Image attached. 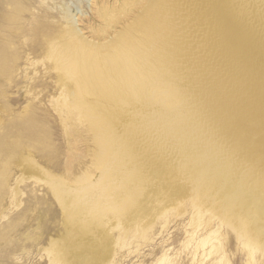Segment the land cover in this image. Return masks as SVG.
Masks as SVG:
<instances>
[{
  "label": "bare ground",
  "instance_id": "6f19581e",
  "mask_svg": "<svg viewBox=\"0 0 264 264\" xmlns=\"http://www.w3.org/2000/svg\"><path fill=\"white\" fill-rule=\"evenodd\" d=\"M240 1L241 3L245 2V6L246 3H250V1L246 2L247 0ZM254 3L264 7V0H253V4ZM123 4L126 5L125 3ZM146 5H148V3ZM101 6L102 5L99 6L100 9H102L105 5L102 7ZM249 6L250 5L247 4V7ZM123 7L124 6H122L121 9ZM59 8H61L60 10L63 11V14L60 15L62 18L60 19L67 20L70 12L67 11V8ZM209 8L210 7H207V2L204 0H155V3L151 5V7L141 10L144 12V15H142V21L139 22V25H137L140 26V32L138 34H134L132 32L133 30L131 31V29H129L130 27H124L125 30L122 27V30H124L123 33H117L107 41L105 38H102L101 42L88 39L87 37H81L77 31L69 29V24L62 26L60 30H56L54 27L51 36H43L39 40V49H34L36 50L37 54L35 59L31 58L29 54L26 53L27 51H25V53L21 51L17 53L11 52V55L6 54V56L1 55L7 51L5 50L4 44L0 45V81H12L14 76L12 75L11 71V62L15 57L18 59V57L21 56V59L23 54L25 57L23 60L24 67L22 69V79L28 83L27 87L32 88L33 85H36L35 79L37 78V72H34L32 76H29L27 72L36 65L40 66V68L44 71L43 77L46 79L53 78L52 75L54 74L55 79L52 82L53 86H51L53 89L50 86H47L45 83L47 87V96L45 101L47 102V106L43 105L44 103L40 105L43 107L46 106L45 109L47 111L50 109L52 112H54V114L57 116L58 122L62 126V133H64L66 138L70 136V132H73L75 135L72 137H76V135L80 136L83 133H85V135L87 133H92L93 143L95 146H93L95 148H93V153H90V159L87 160L88 164H82L81 162L77 163V166H79V174L76 175L74 167L68 163V158L65 162L66 164H62L60 161L62 158L59 149L56 147L54 151L48 149L45 152V150H39L38 148H35L31 145L18 148L15 142L6 143L5 145L7 147V152L3 153L0 150V218H7L6 211H10V208H19L21 205V199L19 198V195L23 194L20 186L23 184L25 185L29 181V184L33 185L32 187H46V189L52 193V196L58 202L62 211H60L61 214H68V217L70 215L71 224L73 225L79 222L81 225L80 227L86 231L85 235H88L89 241L92 240V236H90L88 233L94 235L96 232H98L97 235L99 236L100 234L102 237L107 234L112 235L111 243L124 246L127 243V240L125 241V239L129 233L125 229H121V226L119 227L120 218L118 215L124 212V209H122L119 204L123 199L126 197H131V195L134 193L132 188H128L127 192L124 194L125 196H121L117 194L118 190L116 189L119 187L120 189L125 188L126 182L128 180L133 181L137 175H141L140 168L142 169L141 166H143L141 163L146 160L144 159L146 156L145 151H154V153L156 151L157 153V150H154L155 148H158L156 145H162V148H164L163 150L166 149L168 151L171 148L174 149V146L179 147V149L182 151L185 150L184 148H186V150L189 149L190 154H181H187L189 161L194 165V159L196 158L195 152L203 149V147L206 146L208 148V153L213 157L212 152L214 151L215 141L219 142V144L226 142L227 147L220 150V158H218L217 162L219 163V168H222V165L225 164H228V167H230L229 181L226 182V186L223 189L222 185L219 186L220 180L223 177V172L221 173V171H216L217 169L213 165L214 162L211 163L208 175V178L212 176V178L216 179L214 185L215 191L221 189L219 195H217V192L213 193L214 207H218L220 205L224 190L229 189L238 181H240L243 190H246L252 186V184L255 182V179L258 177V174L263 173L257 170L255 166V168H250L248 174L244 175L243 178V172L245 171L246 166L244 168L240 167L241 169H236L237 166L239 167V164L235 167L236 163L234 162V156L237 149H242L241 143L243 139L237 133V125H235V128H232V125L230 126L229 121L232 119L228 121V118L229 116L231 117V115L229 114L228 116L226 114V116H222V114L218 112L220 102L223 104L224 99H226L223 97L225 90L220 88L221 91L220 89H217L219 90L217 91L216 89L212 88V82L214 81L210 80L213 77L212 75L215 74V76H220L221 73L216 75V73L220 72L219 69L217 70L218 72L208 71V62H210V60H208L207 51L211 50L207 49L209 46L207 45L209 41L207 39H209L211 35L213 38L212 32L215 33L216 29L214 26L216 22L212 15L214 16L215 14L216 16L218 14L214 13L216 11H214V8L212 10L213 13ZM61 11L59 13H61ZM109 11L112 10L109 9ZM122 12L125 14L124 10ZM259 12L257 14H259ZM110 13L111 12H109V14ZM246 14L244 13V15ZM117 16H119V14ZM201 16L206 18V21L204 22L206 27H203L200 22ZM72 17L73 16H71V18ZM106 17V19H108L109 16L106 15ZM245 17L246 16H244V18ZM219 20L220 18L218 21ZM254 25L256 24L254 23ZM218 28L219 27H217V29ZM222 34L223 32L219 31V34L217 32L216 37H221ZM210 44H212V42H210ZM238 45L239 44L236 46ZM214 46L209 48L212 49ZM248 50L249 48L247 47L246 51L248 52ZM222 54L225 57V53ZM215 61L217 62V60ZM234 62H232V65ZM236 62H238V60ZM210 66L212 69L211 71H214L212 67L215 66V64L212 66L210 63ZM255 69L253 68V70ZM255 72L254 83H257L258 85L253 91L250 92L249 95L251 97H249L246 101L239 102V108L234 107L235 111H237V113L240 115L238 125L242 127L243 131L251 130L255 122H258L264 118L262 111L264 105V84H260V76H258L259 72ZM210 73H214L211 75V78L209 75ZM227 77L229 78L230 74ZM242 77L244 76L242 75ZM222 78L217 79L223 80ZM237 80L238 79H235V81ZM248 81L251 80L248 79ZM227 82L228 81H226V83ZM217 84L219 83L217 82ZM220 84L219 86L222 85ZM27 87H24V89L26 88L24 96H31L29 99L30 103H32L31 101H36L37 97L34 98V94H31L30 89H27ZM3 91L5 92V89H3ZM229 93L230 92L228 91V94ZM232 95L235 96L234 94ZM222 97L224 99L221 101ZM239 100L240 98L237 101ZM26 101L28 102V100ZM225 101H227V99ZM33 105L34 104L26 103L23 111L21 110L22 112L17 114V118L19 116L21 117V120H17L16 118L15 124L12 126V128L20 132L23 127L32 126L34 121L35 123H38L41 120V117L38 119L33 117L34 111H36ZM241 105H243V107ZM26 114L29 115L26 116ZM216 124L219 126V131L217 132L215 139L211 143H207L206 136L203 137V132L206 129L208 130L210 127H212V125ZM50 130H48L47 139H49L51 136ZM7 135L9 136L10 134L7 133ZM79 138H77V141H79ZM136 138L143 141V146L145 147L139 153L136 151ZM6 141H8L7 138L3 143ZM73 141L72 142L75 145L76 141ZM65 143L67 144V141ZM72 145L73 144L68 142V145L66 146L70 147ZM82 147L83 146H81V148ZM16 148H18V154L22 152H28V154L30 153L34 156L35 152L41 156H46L49 163L52 164L51 166L56 165V167H53L57 170L60 169V172L53 173L52 169L51 172L48 168L49 165L43 168L41 167L42 164L40 166L36 161H30L26 162L25 165L23 164L24 166H20L23 169L26 165H28V168H26L24 171L28 172L29 175H22V173H19L20 169L17 170L16 173V168L19 166L21 160L25 161V154L19 159L15 160H13L14 158H12V156H9V154ZM44 148H47V145L44 146ZM151 148H153V150ZM78 149L79 148H77V150ZM138 149L139 148H137V150ZM86 151L87 150H85V152ZM172 151L170 152L172 153ZM179 152L180 151L176 153L179 154ZM41 153H44V155ZM87 153L88 152H86V154ZM149 153L153 155L151 152ZM178 154L175 156H178ZM23 157L24 159H21ZM157 158L155 156V159ZM176 158L177 157H175V159ZM32 159H35V157ZM159 159L157 161L160 162L161 160ZM183 159L185 158L182 157V160ZM157 161L155 162L157 163ZM179 161H177V163ZM14 163L16 164L13 166L14 173L12 174L11 167L8 171L5 166L8 164L11 166V164ZM80 165L83 166L81 167V170ZM145 166L148 167L147 164ZM145 166L143 167L145 168ZM164 166L165 164L163 167ZM195 168H197V166H195ZM188 169L187 172L189 171ZM144 173L148 174V171ZM260 183L261 185H259ZM116 184L118 185L116 186ZM263 184L264 178L256 185L258 188H260L263 187ZM4 192L5 195L3 194ZM201 193L202 192H200V194ZM201 195L203 196V194ZM6 198L9 200L5 207L3 205V201ZM198 204L196 201H194L192 204L193 213L190 217V222L192 225H194V228L192 233L188 234L189 242L192 241L194 243L193 261L197 260L198 258L199 260H202L205 256L212 254L220 257L218 262L223 261L225 264H235L237 260L230 254L226 255L217 229H206L200 235L197 234V228L201 226V219L203 218L202 210L199 209ZM260 204L261 203L258 205ZM84 210H87L88 213L83 215L79 214L81 217L78 216V213H83ZM243 214L244 216L242 223L237 227L238 231L242 234L241 238L239 239V251L242 253V256L238 258V261L240 264H264V208L252 206L251 203H247L243 206ZM254 215L260 220V222L255 226H253L250 221V218ZM16 217L21 219L22 215L19 213ZM112 220L114 222H112ZM9 228L16 229L17 227L9 225ZM9 228H6V233H8L10 230ZM149 228V225L143 226L141 231L142 239L146 240L147 236H149ZM98 229L102 231H99ZM115 229L116 234H113V230ZM123 235L124 238L122 237ZM4 237H7V235L0 232V239ZM3 241L4 240H2V242ZM91 242L92 244L98 243L99 239H93ZM92 247L94 248V246ZM114 250L115 249H113V251ZM39 256L40 259H46L47 264H63L62 256L55 248L46 250L41 255L39 254ZM83 259L85 260V258ZM160 260L161 261L159 264H162V262L168 259L164 254L163 258ZM17 261H21V259ZM111 262H113V260Z\"/></svg>",
  "mask_w": 264,
  "mask_h": 264
},
{
  "label": "rangeland",
  "instance_id": "374dc122",
  "mask_svg": "<svg viewBox=\"0 0 264 264\" xmlns=\"http://www.w3.org/2000/svg\"><path fill=\"white\" fill-rule=\"evenodd\" d=\"M139 1L138 0H131V1L129 0H0V45L4 44L5 50L7 51L1 55L6 56V54L11 55V52L17 53L21 51L25 53V51H27L26 53H28L31 58L35 59L37 54H36V50L34 49L37 50L39 49L38 42L41 39V37L51 36L54 27L56 30H60L62 26L66 24H69L68 25V27L70 26L69 29L77 31L81 35V37H87L88 39H93L99 42L102 41V38H105L107 41L117 33H123L125 28L127 27H130L129 29H131V31L133 30L132 32L134 34H138L140 32V26L137 25H139V22L142 21L143 18L142 15H144V12L141 10H145L146 8L151 7V5L155 3V0H147V1L139 0ZM204 1L207 2V7H210L209 9L212 13H213L212 11L213 8L214 11L216 10L214 13L216 14L218 13L216 16L215 14L214 16L212 15V17L215 18V22H216L214 28L218 31L215 30V33L212 32L213 38L211 35L210 36L211 39L210 38L207 39L209 40L207 44L209 46L207 47V49L212 51V52L207 51L208 60H210V62H208V65L210 66V63L212 66L215 64V66L212 67L214 71H211L212 70L211 66L210 67L208 66V71L218 72L217 70L219 69L220 72L216 73V75L221 73L220 76L219 75L215 76L214 73L209 74L210 78L213 76L212 79H210L214 81V82L210 81L213 83L212 88L216 90L220 88L224 89L225 96L223 95V97L226 98L228 101V102L225 101L226 99L222 97L221 101L223 99L224 101L223 104H221L220 102V107L218 109V112L221 113L222 116H226V114L228 116L229 114L231 115V117L229 116L228 121L232 119L234 122L230 120L232 122L229 121V124L230 126L232 125L231 126L232 128L233 127L235 128V125H237L236 127L237 133L243 139V140L241 139L242 149H237L235 152V156H234L235 159L234 162L236 163L235 167L238 164L239 167L237 166L238 168L236 167V169H241L246 166L245 171L243 172V178L244 175L248 174L249 169L255 168V166L257 170L261 171L264 174V118H262L258 122H255L251 130L243 131L242 127L238 125V122L240 120V115L234 109V107L239 108L240 106L239 102L246 101L249 97H251L249 95L250 92L257 87L258 84L254 83V74L256 73L255 71L259 72L258 76H260L259 77L260 84H264V52H263L264 7L260 6L257 3H254L255 4L254 5L253 0H247L246 2L250 1L251 4L246 3V6H245V2L241 3L240 0H237L238 2L236 0L233 1L204 0ZM123 3H125L126 5H124ZM147 3L149 7L148 5H146ZM128 4L131 6H129ZM247 4H249L250 6L247 7ZM100 5L102 6L105 5L104 6L105 8L103 7L102 9H100L99 7ZM122 6L125 7L122 8L125 14L122 12L123 11L121 9ZM59 7L67 8V11L70 12L69 15L70 17L68 16L67 18L68 21L64 19H60L62 18V16L60 15L63 14V11H61L60 10L61 8ZM118 7H119V11H118ZM257 7L259 8V10ZM109 9L112 11H109ZM60 11L61 13H59ZM109 12H111L112 14L111 13L109 14ZM258 12L260 15L257 14ZM244 13L247 14L244 15ZM118 14L119 16H117ZM106 15L109 16L110 19L112 20H110L109 17L108 19H106L107 18ZM71 16L73 17L71 18ZM244 16L246 17L244 18ZM202 17L203 16H201L200 18V22L203 25V27H206L204 23L206 21V18L203 17L204 18L203 20ZM219 18L220 20L218 21ZM254 23L256 25H254ZM135 25L138 27V29ZM122 27L124 30H122ZM217 27L219 28L217 29ZM252 30L254 33L252 32ZM219 31L223 32L222 36L216 37V34L217 32L219 34ZM210 42H212V44H210ZM235 44L236 45L239 44V45L236 46ZM211 45L212 46L215 45V46L211 49L209 48L212 47ZM247 47L249 48L248 52L246 51ZM221 52L225 53V57ZM20 57L21 56H19L18 59L16 57L13 58L11 62L12 64L11 71H12V75L14 76L12 81H8V82L0 81V112H1L0 113V119H1L0 120L1 123L0 150L3 153L7 152V147L5 144L9 142H15L18 148L31 145L35 148H38L39 150H45V152L48 149L54 151L56 147L59 149L62 158L60 159V161L62 162V164H66L65 162L68 158L69 159L68 163H70L71 166L74 167L75 174L78 175L79 166H77V163L81 162L82 164L83 163L88 164L87 160L90 159L89 158L90 153L91 152L93 153L95 149L92 133L91 134L87 133L86 135L85 133H83L82 134L83 136L76 135V137H72L75 135L73 132H70V136L68 138L65 137L64 133H62L63 129L61 124L58 122L57 116L50 109H48V111L45 109L47 106L46 105L47 102H45L47 96V87L45 83L47 84V86L50 87L53 86L52 82L55 79V75L52 73L53 75L52 74L51 75L53 78L46 79L45 77H43L44 71L40 68V66L36 65L35 67L32 68L34 71L32 69H29L27 71L29 76H32L34 72H37V78L35 79L36 85H33L32 88L27 87L28 83L22 79L23 77L22 69L24 67L23 60L25 55L23 54L21 59ZM223 57H224V61L226 59L225 62L223 61ZM215 60H217L219 64ZM237 60L238 62H236ZM213 61H215L216 63ZM232 62H234L233 65ZM230 64L232 68L230 67ZM253 68L256 69L253 70ZM225 73L227 74V76L230 74V77L228 78ZM242 75L244 77H242ZM217 78L219 79L222 78L223 80H219ZM235 79L238 80L235 81ZM248 79L251 81H248ZM226 81H228L232 86H230L228 82L227 84ZM217 82L219 84L221 83L222 85L220 84L221 86H219ZM214 83L217 85H215ZM7 84H8V88H7ZM23 86L27 87V89H30L31 94H34V98L37 97L36 101L34 102L31 101L32 103H30L29 98L31 96L28 97H26V95L24 96L26 88L24 89ZM51 88L53 89V87ZM3 89H5V92L3 91ZM228 91L231 93V95L230 93L228 94ZM232 94H234L235 96H233ZM229 95L232 100L229 98ZM239 98L240 100L237 101ZM26 100H28V102ZM26 103L34 104L33 106L36 109V111H34L33 117L36 119L41 117V120L38 123H35L34 121L32 126L23 127L22 130L19 129L21 131L18 132V130H15L14 128H12V126L15 124L17 114L23 111V108L25 107ZM40 104L46 106L43 107ZM241 106L243 107V105ZM262 111L264 115V105ZM28 115L29 114H26V116ZM17 120H21V117L18 116ZM218 128L219 126L217 124L212 125V127H210L208 130L206 129L203 132L204 134L203 137L206 136L207 143H211L215 139L216 134L219 131ZM48 130H50V135H51L49 139H47ZM7 133H9L10 135L8 136ZM87 135L88 138L90 139L87 138ZM6 138L8 141L3 143L6 140ZM77 138H79L78 139L79 141L81 140L80 141L81 143L77 141ZM73 140L77 142V143L75 142V145L73 143L74 142ZM66 141L67 144L65 143ZM86 141L89 143H87ZM68 142L73 144L76 150L74 149L73 145L70 146L72 149L69 146L68 148L66 146L68 145ZM46 145L47 148H44V146ZM81 146L83 147L81 148ZM159 146L156 145V147H158L159 150L158 148L154 149L157 150V153L156 151L155 153L154 151L153 152L145 151L146 156L144 157V159L146 160H144L141 164H143V166L147 164L148 167L145 166L144 168L143 166H141L142 167V169L140 168L141 175H137L135 180L133 181L128 180L126 182L125 188L120 189L119 187L116 189L118 190L117 194L121 196H125L124 194L125 192H127L128 188H132L134 193L131 195V197H126L125 199H123L119 204L121 208L124 209V212L118 215L120 218L119 227L121 226L120 227L121 229H125L129 233L126 236L125 241L127 240V243L124 246L119 244L115 245L114 243H111L112 235L107 234L102 237V235L100 234L99 236L97 235L98 232H96L94 235L88 233L90 236H92L91 237L92 240L93 239L95 240L97 238L99 239L100 245L99 242L92 244L91 242L92 240L89 241L88 235H85L86 231L82 227H80L81 225L79 224V222L73 225L71 224L70 215L68 217V214H64V215L63 213L61 214L62 211L61 208L59 207L58 202L52 196V193L48 189H46V187L44 186L32 187L33 185L29 184L30 182L28 181V183H26L25 185L23 184L20 186L23 194L19 195V198L21 199V205L19 206V208L17 209L10 208L9 209L10 211L8 210L6 211L7 218L5 219L0 218V232L5 233L8 237V238L4 237L0 239V264H47L46 259L39 258L40 257L39 254L41 255L44 251L51 250L54 248L58 250L59 253L61 254L63 264H83V263L84 264H99V263L159 264L161 261L160 259L163 258L164 254L167 256L168 260H165L164 262H162V264H225L223 263V261L218 262L220 257L212 254H210L209 256H205L202 260H199V258L197 257L198 259L197 258L196 259L198 261L197 260L193 261L194 243L192 241L189 242L188 234L192 233L194 228V225H192L190 222V217L193 213L192 204L194 201H196L197 204L199 203L198 204L199 209L202 210V214H203V218L201 219L202 221L201 226L197 228L198 231L197 234L200 235L206 229H210V230L217 229V232L220 235L221 243H223V247L225 249L226 255L230 254L233 258L237 260L235 264H240L238 258L242 256V253L239 251V247H240L239 239L241 238L242 234L238 231L237 227L242 223L244 216L243 206L245 204L251 203L252 206H256V207L258 206L259 208L262 207L264 208V184L263 187L260 188H258V186L256 185L258 182L263 180L264 175L258 174V177L255 179V182L252 184L251 187L247 188L246 190H243L240 181H238L235 185H232L229 189H225L220 205L218 207H214L213 193L217 192L218 193L217 195H219L221 189L215 191L214 185L216 179L212 178V176H210L209 179L208 175H209L211 163L214 162L213 165L217 169L216 171H221V173L223 172L222 173L223 177L220 180L219 186L222 185V189H223L226 186V182L229 181L230 167H228V164H225L222 165V168H219V163L217 162L218 158H220V150L222 148L227 147L226 142L223 144L222 143L219 144V142L215 141L214 151L212 152L213 157L208 153L207 151L208 148L206 146H204L203 149L195 152L196 158L194 159L195 160L194 165L192 162L189 161V157H187V154L184 155L181 154V153L190 154L189 149L186 150V148H184L185 149V150L183 149L185 151L184 152L180 150L179 147L174 146V149L171 148L169 151L165 149L166 150L165 151L163 150L164 148H162V145ZM18 148H16L13 152L9 154V156H12V158H14L13 160L19 159L20 157H22V155L25 154L24 155L25 161L21 160L24 159V157L20 159L21 162L19 163V166L16 168V173L17 170L20 169L21 172L19 171V173H22V175L24 176H27V174L29 175L28 172L24 171L26 168H28V165H26L23 169L20 166L21 165L24 166L26 162H30V161H36L40 166L42 164L41 167L43 168L49 165L48 168L50 169V171L52 169L53 173L60 172V169L57 170L56 168H54L56 167V165H53L54 167L51 166L52 164L49 163V161L47 160L48 158L46 156H41L39 154H36L35 152H34V156L30 153L28 154V152L27 153L22 152L18 154L17 152ZM77 148L79 149L77 150ZM137 148H139L140 150L139 149L137 150ZM144 148L145 147L143 146V141L136 138V151L139 153ZM151 149L153 150V148ZM85 150H87L86 151L88 152L87 154ZM170 151H172V153ZM178 151H180L179 154L176 153ZM149 152H151L154 156L151 155ZM41 154L44 155V153ZM78 154L80 158L78 157ZM176 154H178V156H175ZM150 156L155 161H157L161 157L159 160H161L162 162L157 161L156 163ZM155 156L156 158L158 156V158L155 159ZM34 157L35 159H32ZM175 157L177 158L175 159ZM182 157L185 159L182 160ZM177 161L179 162L177 163ZM15 164L16 163L11 164V166L8 164L5 166V168L9 171L11 167V173L13 174L14 173L13 166ZM164 164L165 166L163 167ZM50 166L53 168H51ZM195 166H197V168H195ZM81 167L83 166L80 165V170ZM187 169L189 170L188 172ZM147 171L148 174H145L144 172ZM118 184H116V186ZM259 185H261V183ZM200 192H202L201 194H203V196L200 194ZM3 194L5 195V192ZM8 200L9 199L6 198L3 201V205L5 207L6 204H8ZM259 203L261 204L258 205ZM19 213L22 215L21 219L19 217H16ZM87 213H88L87 210H84L83 213L81 212L78 213V216ZM250 221L253 226L257 225L260 222L259 218L256 217L255 215L250 218ZM112 222L114 221L112 220ZM9 225L16 226L17 228L10 229ZM145 225L150 226L148 231L149 236H147L146 240L141 238L142 235L141 231L143 226ZM6 228L10 229L8 233H6L7 232ZM100 229L98 230L102 231ZM115 231L116 229L113 230V234H116ZM122 237L124 238V235ZM2 240L4 241L2 242ZM92 246H94V248ZM113 249L115 250L113 251ZM83 258H85L86 261ZM20 259L21 261H17ZM102 259H104L105 261ZM112 260L113 262H111Z\"/></svg>",
  "mask_w": 264,
  "mask_h": 264
}]
</instances>
